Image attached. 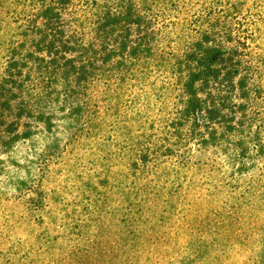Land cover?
Masks as SVG:
<instances>
[{
  "label": "rangeland",
  "instance_id": "rangeland-1",
  "mask_svg": "<svg viewBox=\"0 0 264 264\" xmlns=\"http://www.w3.org/2000/svg\"><path fill=\"white\" fill-rule=\"evenodd\" d=\"M45 1L79 49L62 54L96 67L59 101L69 86L59 72L46 82L44 67L0 82V264H121L137 248L134 264L193 259L182 238L210 242L215 264H264V0ZM37 2L0 0V63L21 39L12 20ZM194 97L199 118L185 112ZM40 110L51 131L23 112ZM142 189L170 209L146 247L121 236L113 211L119 193ZM97 202L94 236L85 206ZM140 213L130 226L149 237Z\"/></svg>",
  "mask_w": 264,
  "mask_h": 264
},
{
  "label": "trees",
  "instance_id": "trees-1",
  "mask_svg": "<svg viewBox=\"0 0 264 264\" xmlns=\"http://www.w3.org/2000/svg\"><path fill=\"white\" fill-rule=\"evenodd\" d=\"M70 0H54L55 3L59 4H65L68 3ZM38 12H35L34 15H26L24 17H19L17 20H12L14 23H19L17 27L14 29H17V35L21 38L19 42L13 41L10 42L8 46L4 47L6 50V59L3 63H0V68L3 69L0 73V82L7 83L9 81H12L16 78V76H19L22 74L21 68L27 67L29 70H33V68L37 67H44L45 77L43 79L46 82L49 81L50 74H54L55 72L62 73L61 74V80H65V84L69 86V88L66 89H59L57 93L56 100H60V96L67 95V90L74 91L75 86L73 85V82L75 84L81 83V80H87L86 74L93 71L95 69L96 65L94 64H87V62L82 60V63H76L77 59L73 57H67L65 54H62L63 52H77L79 49H75L73 45L70 44V40L68 37H66L64 30L57 29V24L61 20L60 11H58V7L56 8L55 5H53V1L47 2L45 0H38ZM125 18L126 16L124 14H115L112 16L113 20H116V22H119L118 18ZM144 16L141 14L137 15L138 18V24L141 26V20ZM118 19V20H117ZM121 19V18H120ZM157 20V19H155ZM158 22H153V26L157 24ZM157 26V25H155ZM55 27V28H54ZM34 48L37 52H44L46 55H36V51H32L31 49ZM210 57H212V61H214V56L217 53L218 56L222 55V51L218 49H213L210 52ZM48 57V58H47ZM34 68V69H35ZM55 68V69H54ZM86 76V77H85ZM74 77V78H73ZM200 74L193 73L191 80L187 83V90L193 94L194 92V83L200 79ZM34 80L37 79L36 77L33 78ZM32 79V80H33ZM61 82V81H60ZM58 81L57 86H63V83H60ZM26 85L25 87H27ZM64 105V104H63ZM77 109V106H73L71 109L68 110L66 118H70L72 111H75ZM25 110V109H22ZM78 110V109H77ZM203 107L201 103L200 97H194L192 101L189 102L188 107L185 109L186 115H197L199 118V112H202ZM27 112V115L30 116H36L41 121L45 122L47 130L51 131L54 127V124L52 122L53 119V113L49 111H36L34 113H30V111H23ZM36 114V115H35ZM75 118V117H74ZM202 118V117H201ZM33 134L36 132L32 131ZM31 133V134H32ZM14 138H20L19 135L15 134L12 137H9L8 140L14 139ZM157 198L150 197V194H148L147 189H142V193H138V190H132V191H122V193H119V203L118 206L113 209L114 215L116 216V220L121 223L122 231L121 236H125L127 240L133 241L134 243H139V241H143L142 246H148L150 243L151 237H155L156 235L160 236L163 234L159 231V226L162 224L163 219L160 217V213L169 212L170 209L157 204L160 200H165V196L163 195H155ZM100 202V201H99ZM88 203L85 207V220L89 221L87 224H89V227H92L91 222H94V226L92 227V233L95 235H100L101 230L99 229V222L101 220L99 213L102 211V206H100V203ZM144 210V212H142ZM141 212V213H140ZM145 213L144 221L146 224L145 228L148 230L145 234L149 235V237H141L142 235L138 234L137 231H133L132 226L130 224H139L140 218L137 219L138 215ZM146 214L148 218H150L149 223L146 217ZM68 224V225H67ZM63 223V229L62 231L67 230V227L74 225V221H68V223ZM87 224H84V227L87 226ZM83 225V223H82ZM98 225V227H96ZM181 232V237H185L183 230ZM104 234V233H103ZM86 235V234H85ZM85 235L80 233L73 237L72 241H77L78 244L81 243L82 239L87 240L88 242L92 241L94 237L84 238ZM69 239V238H68ZM70 240V239H69ZM182 241L184 242V247L181 249V247L178 248V251L182 250V253H186V248H188V251L190 249L195 250L196 253L193 259L189 258L188 254L192 255V252H188V254L183 255L177 259H175L174 262H170L167 264H215V256L217 257L216 253L213 254V250L211 247V243L208 241H203V243H197L192 240H186L185 238H182ZM136 245L132 244L130 249H133ZM50 247V245H48ZM127 253L125 257L120 258L124 260H120L121 264H134V262H130L133 260V257H136L135 254H137V258H139V249H134L132 252H123ZM151 254H153L152 261H154L158 256L155 253V249L152 250ZM150 258L148 257V260ZM157 263V262H156ZM116 264H119V258L116 262Z\"/></svg>",
  "mask_w": 264,
  "mask_h": 264
}]
</instances>
